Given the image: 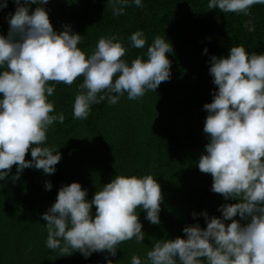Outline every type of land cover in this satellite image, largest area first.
<instances>
[{
    "label": "clouds",
    "instance_id": "obj_1",
    "mask_svg": "<svg viewBox=\"0 0 264 264\" xmlns=\"http://www.w3.org/2000/svg\"><path fill=\"white\" fill-rule=\"evenodd\" d=\"M13 2L15 11L5 17L8 33L0 34V180L15 165V181L29 167L53 174L61 160L58 149L46 144L49 127L65 120L49 99L56 83L72 85L83 77L72 107L73 118L85 120L94 104L115 105L125 93L137 100L170 80L166 54L173 46L160 35L148 43L143 30H136L128 38L131 47L147 49L130 62L124 59L126 47L117 34L101 35L86 53L79 46L82 36L70 25L54 30L44 7L48 0ZM107 4L115 17L132 4L144 7L143 0ZM258 4L264 5V0H208L207 8L251 17L252 6ZM7 6L8 0L0 2V9ZM244 27L255 30L251 18ZM209 63L217 88L203 106L208 143L198 167L211 174V191L238 202L220 205L221 216L203 211L206 227L198 222L186 225L185 236L156 240L143 260L133 254L130 264H264V52L235 45L225 56L211 55ZM29 150L30 160L25 158ZM52 187L45 183L47 190ZM86 197L79 182L60 187L55 202L42 214L47 248L63 255L79 251L85 258L96 252L114 257L122 242L144 240L138 210L146 212L150 223L160 224L163 196L151 174H116L91 200Z\"/></svg>",
    "mask_w": 264,
    "mask_h": 264
},
{
    "label": "trees",
    "instance_id": "obj_2",
    "mask_svg": "<svg viewBox=\"0 0 264 264\" xmlns=\"http://www.w3.org/2000/svg\"><path fill=\"white\" fill-rule=\"evenodd\" d=\"M143 4V8L130 5L119 17L113 16L107 0H48L44 5L54 30L70 25L82 36L79 46L86 53L101 35L117 34L126 47L124 59L130 62L147 49V45L131 47L128 38L134 31L143 30L148 43L156 35L168 39L173 46V52L166 54L171 79L137 100H129L125 93L115 105L94 104L85 120L73 118L72 107L83 77L72 85L56 83L49 99L65 120L49 127L46 144L58 149L61 160L50 175L29 167L14 181L13 165L0 180V264H107L106 257L113 264H130L133 254L143 260L156 240L185 236L186 225L198 222L206 227L203 211L221 216L220 205L238 202L225 201L211 191V174L199 170L198 160L208 143L203 131L208 113L203 106L217 88L209 73L211 55L225 56L235 45L264 52V5H253L249 17L208 9V0H143ZM14 11L13 0L0 9V34L7 35L5 17ZM249 18L255 25L251 32L244 27ZM25 158L32 159L30 150ZM116 174H151L157 179L163 196L160 224L150 223L146 212L138 210L144 240L122 242L114 257L96 252L85 258L79 251L63 255L47 248L42 214L55 202L60 187L79 182L91 200ZM46 182L52 183L51 190L45 188Z\"/></svg>",
    "mask_w": 264,
    "mask_h": 264
}]
</instances>
